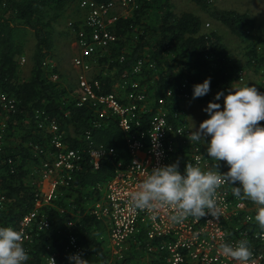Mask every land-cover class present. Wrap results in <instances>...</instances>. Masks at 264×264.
Masks as SVG:
<instances>
[{
	"label": "trees",
	"instance_id": "16d2710c",
	"mask_svg": "<svg viewBox=\"0 0 264 264\" xmlns=\"http://www.w3.org/2000/svg\"><path fill=\"white\" fill-rule=\"evenodd\" d=\"M73 1L76 0H0V89L17 96L21 108L9 122L4 145L5 153L14 159L16 169L12 173L5 170L1 176L6 206L0 210V227H15L22 214L33 206L37 186L25 182V177L30 171H37L39 164L34 144H42L45 140L44 133L31 118L33 109L41 108L56 119L66 145L78 149L81 155L80 168L73 174L69 185L62 186L59 198L54 199L56 204L66 205L69 198L79 217L74 218L75 215L69 211L59 212L55 204L47 206L51 225L33 238L25 264H43L45 256L50 254H54L60 263L67 262L69 252L65 245L70 232L76 235L88 264H124L129 258L109 261L103 239L99 238L105 225L87 211L88 202L101 193L99 185L114 170L113 159L109 155L101 159L98 168H93L89 149L98 144L113 147L116 158L125 163L128 152L124 133L114 119L98 127L91 126L92 110L86 105H75L74 83L65 84L60 74L51 79L49 74L57 72L55 64L52 67L43 64L53 48L54 21ZM192 1L210 17L226 25L238 39L245 41L241 57L231 56L216 30L202 31L201 18L192 10L176 14L171 10L170 0H151L142 3L132 16L120 17L113 24L111 29L117 39L95 60L98 68L93 72V78H98L100 88L110 90L112 80L128 71L134 60L144 53L149 54L155 67L143 69L141 82L151 79L149 87L156 95L179 84L183 78L187 80V90L192 96L194 85L209 78L210 89H226L238 79L244 68H264V31L250 37V31L257 29L251 14L213 8L208 0ZM152 10L156 12L154 21H145L144 15ZM78 24L76 20L75 25ZM30 33L34 37L29 56L32 65L28 76L19 79V59L27 53ZM121 55L122 60L119 59ZM257 89L263 94L262 88ZM196 99L209 102L210 93ZM260 123L264 126V121ZM71 128L75 130V136L71 135ZM86 129L91 130L90 139L84 135ZM173 154L168 165L179 161V171L183 173L187 159L181 146ZM219 168L229 170L224 163ZM72 218L75 221L68 225L67 220Z\"/></svg>",
	"mask_w": 264,
	"mask_h": 264
},
{
	"label": "built area",
	"instance_id": "2783aa9c",
	"mask_svg": "<svg viewBox=\"0 0 264 264\" xmlns=\"http://www.w3.org/2000/svg\"><path fill=\"white\" fill-rule=\"evenodd\" d=\"M149 1L77 0L81 20L77 26L74 20L68 21L76 44L85 55L73 57L77 79L75 105H86L92 110L93 127L114 119L124 133L128 152L124 163L121 158H116L113 147L98 144L89 149V161L93 168L99 167L105 155H109L114 164L111 176L99 185L102 193L87 208L95 218L107 221L106 251L109 261L129 258L124 264H238L234 259L220 254L219 246L222 243L235 246L239 241L246 240L252 252L248 264H264V231L255 221L257 206L250 200L235 197L228 185L217 190L215 217L208 214L197 220L189 216L183 222L174 223L170 217L175 210L170 207L163 206L150 213L130 205L132 193L139 189L146 175L157 166L168 165L179 146L187 163L199 166L202 171H216L204 152L203 142L189 140L188 136L195 130L185 121H179L180 109H173L169 113L168 105L175 96H191L185 78L156 95L153 108L149 109L145 105L149 92L140 81L143 69L155 67V62L149 57L135 59L131 68L118 77L116 86L110 90L100 88L98 78L88 75L91 63L117 39L111 29L117 19L126 17L130 11ZM214 1L208 0L209 3ZM119 59L122 60L123 55ZM20 61H24V56L20 57ZM43 64L47 66L46 61ZM57 76V72L50 74L52 79ZM238 79H243L242 70ZM19 105L17 96L0 89V181L5 170L12 173L16 169L14 159L5 153L4 145L9 122L21 110ZM31 118L45 136L42 144H34V149L39 162V177L41 180L48 179L49 183L46 189L36 188L32 208L22 214L15 227H11L23 232L22 246L26 253L39 231L51 225L46 207L52 205L62 186L69 185L73 174L80 168L81 160L78 149L66 145L63 131L55 118L41 108H34ZM70 131L75 136V130L71 128ZM84 135L90 139L91 130L86 129ZM223 163L227 164L220 162ZM219 171L227 172L220 168ZM5 203L6 195L0 182V210L5 208ZM153 215L156 216L155 220L151 218ZM73 222L72 219L67 220L68 225ZM65 249L69 256L80 254L87 260L72 232L68 234ZM69 256L67 262L60 263L54 254H50L45 256V264H71Z\"/></svg>",
	"mask_w": 264,
	"mask_h": 264
},
{
	"label": "clouds",
	"instance_id": "9594fccd",
	"mask_svg": "<svg viewBox=\"0 0 264 264\" xmlns=\"http://www.w3.org/2000/svg\"><path fill=\"white\" fill-rule=\"evenodd\" d=\"M210 83L209 78L194 85L193 98L208 94ZM221 97L223 108L210 102L204 109L209 118L188 136L191 142L206 143L207 155L217 162L216 171H202L199 166L187 163L181 173L179 161L157 166L132 193L130 205L134 209L151 213L163 206L170 207L175 210L170 217L174 223L189 216L197 220L208 214L215 217L217 190L228 185L235 197L250 200L257 206L255 221L264 231V126L260 123L264 121V94L255 86L245 85L231 86L227 95L221 91L215 99ZM221 161L229 167L226 173L219 171ZM151 218L155 220L156 216ZM23 239L22 231L0 227V264H25L29 256L22 246ZM219 252L238 264H248L252 257L246 240L235 246L222 243ZM69 260L71 264H88L80 254L69 256Z\"/></svg>",
	"mask_w": 264,
	"mask_h": 264
},
{
	"label": "rangeland",
	"instance_id": "374dc122",
	"mask_svg": "<svg viewBox=\"0 0 264 264\" xmlns=\"http://www.w3.org/2000/svg\"><path fill=\"white\" fill-rule=\"evenodd\" d=\"M213 3L214 2L210 4H213ZM218 3H219V6L230 7V9H234L240 12L246 11L252 15L257 29L250 31L252 33V35L250 36L251 38L254 37V34H256L257 32L264 31V0H218L217 4ZM170 4H171L170 6L171 9L176 14L180 13L183 10H190L189 9L190 7H196L198 8V11L201 14L206 16V19H207L206 21H209V17L206 15V13L202 11L197 5H195L193 1L191 0H170ZM155 13L156 12L152 10L150 13L145 14L144 15L145 21L153 22L155 19ZM78 16L80 17V11L77 6V1H73L67 4L65 8L61 10L58 18L54 21V24H53L54 26L53 48L50 52V56L45 58L47 66L52 67V62H53V65L55 64L56 67L59 69V71H61L60 75L62 76L61 78L63 82H65V84H71V85H73L74 83V78H73L74 75H73V69L71 65V57L74 53L73 45L75 43V36H74L73 30L68 25V21L74 20ZM216 29L220 31L223 38L225 39V42L228 46L231 56L241 57L243 54L242 52L245 46V41L238 39L233 33L230 32L227 26L221 23H220V26H216ZM33 44H34V37L30 33L29 39H28L27 53L26 55H24L25 56L24 61L21 63V66L18 71L19 79H23L27 77L29 74V68H30V65H32V62L31 60H27V57L30 56V53L32 52ZM29 59L31 58L29 57ZM97 63L98 62L93 63L92 67L88 71V75L91 78H93V72L97 71V68H98V65H96ZM94 65L96 66L93 69ZM240 81H243L242 82L243 86L249 85V86H255L257 88L259 87L262 88L263 90L262 92L264 94V68L260 70L244 68L243 69V79ZM215 97H216V94H213L212 99H214V102L222 100V97L220 100H216ZM215 103H218V102H215ZM222 105L223 104H221V107L223 108ZM187 116H188L189 121H191L192 115L187 113ZM59 196L60 195H58L57 198H59ZM54 199L52 200V204H55L57 206L62 205L66 207V205L64 204H56ZM67 200L70 201L69 198H67ZM99 264H103V263H99ZM105 264H108V263H105Z\"/></svg>",
	"mask_w": 264,
	"mask_h": 264
},
{
	"label": "crops",
	"instance_id": "0c3cea01",
	"mask_svg": "<svg viewBox=\"0 0 264 264\" xmlns=\"http://www.w3.org/2000/svg\"><path fill=\"white\" fill-rule=\"evenodd\" d=\"M77 1V0H76ZM192 1V0H191ZM217 1L218 0H215L213 4H211L210 6L213 7V8H218V9H230V7H226V6H219V3L217 4ZM195 5H197L195 2H193ZM78 6V5H77ZM198 6V5H197ZM199 7V6H198ZM200 8V7H199ZM79 9V8H78ZM190 10H192L194 13L198 14L201 18V23H202V28L201 30L202 31H210V30H216L220 35H221V39L222 41L226 44L225 42V39L223 38L222 34L220 33V31L218 29H216V26H220V23L223 24L221 21L217 20V19H214L213 17H210L207 13L206 15L209 17V21H206V16L201 14L199 11H198V8L196 7H190L189 8ZM172 10V9H171ZM200 10V9H199ZM202 10V9H201ZM80 11V17H81V10L79 9ZM155 12V10H153ZM173 11V10H172ZM203 11V10H202ZM174 12V11H173ZM182 12V11H181ZM240 12V11H239ZM242 12H246V11H242ZM134 13V11H130L129 14L126 16V17H129V16H132ZM79 16L74 19V21H79L81 20ZM224 25V24H223ZM226 26V25H225ZM232 33V32H231ZM53 37V36H52ZM54 42V40H53ZM227 45V44H226ZM74 53L71 57V65H72V69H73V75L75 76L74 77V88H75V95H76V85H77V79H76V70H75V67L73 66V57L74 56H78V55H82V56H85L83 54V51L77 46L76 44V40H75V43H74ZM228 47V46H227ZM21 56H24V55H21ZM20 56V57H21ZM143 56H147L149 57V54L147 53H144ZM25 58V56H24ZM45 59V58H44ZM27 60H30L29 59V56L27 57ZM45 61V60H44ZM53 61V60H51ZM49 61V62H51ZM19 62L22 63L19 59ZM53 64V62H52ZM46 66V64H44ZM55 68L57 69V74H61V71H59V69L56 67L55 65ZM243 72V70H242ZM50 75V74H49ZM61 76V75H59ZM57 78V77H56ZM52 79V78H51ZM143 79V76H140V81ZM118 82V78L116 79H113L112 82H111V85H112V88H114L116 86ZM243 81H240L239 79H236L234 80V82L232 83L231 86L233 87H243V84H242ZM152 83V80L151 79H148V81L146 82H141V84L143 85V87L149 92V95H148V99L146 100L145 102V105L147 108L149 109H152L153 108V105H154V98L156 96V94L153 92H151V89H150V84ZM175 86V85H174ZM153 88V87H152ZM154 89V88H153ZM231 89V87L229 88H226V89H210V100L209 102H200L198 101L196 98L194 99L193 96L191 95L190 97L188 98H185V97H180V96H175V99L174 101H171L168 105V110H169V113H171V111L173 109H176V108H179L180 111H181V115H180V118H179V121H185L187 124H189L194 130H198L199 129V125L200 123H202L205 119H208L209 116L208 114L204 111V109L208 106V104L210 102H214V99H212V96L213 94H217L221 91L224 92L225 95L228 94V91ZM223 100V101H222ZM222 100L221 101H215V102H220V105L221 104H224V99L222 97ZM223 106V105H222ZM187 113L188 114H191L192 117H191V121H189L188 119V116H187ZM193 126H192V125ZM207 141H210V137L207 138ZM203 142V141H202ZM47 146L49 148H51V146H49V144H47ZM203 146H204V152L205 154L207 155V152H206V143L203 142ZM208 156V155H207ZM209 157V156H208ZM210 158V157H209ZM211 162L214 163L216 161H214L213 159H211ZM217 163V162H216ZM187 164V163H186ZM186 167V165H185ZM185 169V168H184ZM30 171V170H29ZM30 174L32 176H30ZM40 177H39V174H38V171H30L28 177H25V182H27L28 184L32 183V184H35L37 187L39 188H42L43 189H46V187H48V183L49 181H47L48 179H43L41 180ZM35 182V183H34ZM101 193L103 190H100ZM100 193V194H101ZM63 199H64V195H62ZM93 200V199H92ZM91 200V201H92ZM91 201L88 202V205L87 207H90L91 206ZM68 203L66 204V207L60 205V206H57V209H59V212L61 213H65V211H69V212H72L73 215H75L74 218H78L79 217V214L75 213L76 211L73 210V205H70V201H67ZM62 206V207H61ZM88 211V210H87ZM72 218L74 221L75 219ZM101 220V219H100ZM103 222V224L105 225L103 231L101 232V235L99 236V238H103V244L105 245V248H106V242H107V237H106V232H107V221L105 220H101ZM43 264H45V258L43 260Z\"/></svg>",
	"mask_w": 264,
	"mask_h": 264
}]
</instances>
